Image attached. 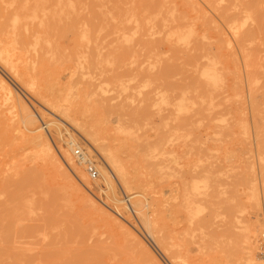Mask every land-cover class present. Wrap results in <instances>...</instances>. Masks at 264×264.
Returning <instances> with one entry per match:
<instances>
[{"label": "rangeland", "instance_id": "374dc122", "mask_svg": "<svg viewBox=\"0 0 264 264\" xmlns=\"http://www.w3.org/2000/svg\"><path fill=\"white\" fill-rule=\"evenodd\" d=\"M17 1L0 0L1 41L27 48L15 44L14 70L98 136L0 65L41 127L24 131L0 92V264H172L136 200L184 264H264V0ZM98 144L127 189L102 185Z\"/></svg>", "mask_w": 264, "mask_h": 264}, {"label": "bare ground", "instance_id": "6f19581e", "mask_svg": "<svg viewBox=\"0 0 264 264\" xmlns=\"http://www.w3.org/2000/svg\"><path fill=\"white\" fill-rule=\"evenodd\" d=\"M20 1V2H18ZM18 4L21 3V0H18ZM48 1V0H47ZM17 5V3H16ZM48 5V4H47ZM18 6V5H17ZM32 6V5H31ZM74 6V5H73ZM37 7V5H36ZM14 8V7H13ZM16 8V6H15ZM20 8V7H19ZM45 8V7H44ZM65 8V7H64ZM72 10V9H71ZM7 13V11H6ZM24 13V12H23ZM19 14V13H18ZM28 14V13H26ZM54 18V17H53ZM47 20H48V17H47ZM67 20V18H66ZM3 21V19H2ZM70 22H72L71 20H69ZM75 20H73V23H74ZM28 24V23H27ZM70 24V23H69ZM72 24V23H71ZM35 25H36V22H35ZM86 25V24H85ZM18 26V25H17ZM44 26V25H43ZM1 27V26H0ZM34 27V26H33ZM122 27V26H121ZM120 27V28H121ZM124 27V25H123ZM51 28V26H50ZM54 28V26L52 27ZM51 28V29H52ZM119 28V30H120ZM3 29V28H2ZM32 29V28H31ZM89 29V28H88ZM17 30V29H16ZM96 30V29H94ZM123 30V29H122ZM8 31V30H7ZM33 32V31H32ZM28 33V32H27ZM15 34V33H14ZM48 34H49V31H48ZM5 35V34H4ZM106 35V34H105ZM19 36V34H18ZM93 36V35H92ZM51 37V35H50ZM90 37V36H89ZM94 39V37H93ZM15 39H9L8 41H4L3 40L1 41L0 39V65L2 67H4L5 69H7V71L10 72V74L12 75V77H14L18 82H21L22 85L24 86L25 90H27L28 92L32 93L35 98H37L40 103H42L44 106H46V109L49 110L50 112H52L53 114L57 115V116H62L64 117L67 121L75 124L76 128L79 130V132L81 133V135L85 138V140L87 141H90L92 142L93 144H95V140H96V136H98V133H97V130L95 129V124H89L87 121H84V120H81L77 115L76 113L73 111V109L71 110L70 107L68 106H62L60 104V101H59V98L56 97V96H53L52 94H45V92L43 91H39V90H36L34 89L31 85H28L26 84V82L24 83L22 78H20V75L14 70V65H13V61L14 59H19L21 57V54H18L14 52V48H15V44H16V50L17 48L21 45L22 47L24 46L25 47V43L23 42L24 40L22 39V42L24 43H18L17 39V43L14 42ZM26 40H27V37H26ZM25 40V41H26ZM47 40V39H46ZM117 40V39H116ZM3 42V43H1ZM29 43H31V41H28ZM26 41V43H28ZM99 42H100V39H99ZM35 45V44H34ZM27 46V44H26ZM26 48V47H25ZM100 48V47H99ZM24 50V48H21ZM27 49V48H26ZM25 49V51H27ZM22 50V51H23ZM38 50V49H37ZM45 50V49H44ZM29 52V51H28ZM38 54V53H37ZM43 55V54H42ZM37 57V56H36ZM14 58V59H13ZM22 58V57H21ZM13 78V79H14ZM0 92H1V97H2V101L3 104L5 103L7 107V109H10V108H14V106H16L14 109L18 110V106H19V110H21L20 113H22V117H21V120H20V123L21 125L23 124L24 127H25V130H24V127H23V130L24 131H27L29 133H33L34 131H38L41 129L40 126H37L35 124H37V119L36 117L34 116V114H32V112L29 111L28 107L26 106V104L19 100L15 103L13 101V96H12V90L10 88V86L7 84V82L3 79V78H0ZM18 110V111H19ZM17 111V112H18ZM21 115V114H20ZM19 115V117H20ZM119 121V120H118ZM253 122V121H252ZM49 125V124H48ZM55 126V124H53ZM27 129V130H26ZM59 129V127L57 128V126H55V130ZM58 131V130H57ZM100 137V136H99ZM99 137L97 138V140L99 139ZM31 140L34 141V140H37L38 141V145H40L42 147V150L43 152H45L46 155L50 156L51 158H53L57 163H58V166L60 167H65L63 165V163L58 160V157L55 156L54 152H53V149H52V146L50 145L48 139H46V137L44 136V134H41V133H35L34 135H31ZM187 143V142H186ZM69 146H73L75 144V141L72 139L71 141L68 142ZM100 144H98V149H99V146ZM105 147V146H104ZM103 147H100V151L102 152L104 158H105V162L107 163V165L109 166V168L111 169L112 171V174H110L108 172V170L104 169L103 171V174H102V177H103V184L102 185H105V187L107 188H113V185H114V182L116 183H119L121 182V184L127 189L130 185L129 183V179L128 177L126 176L125 178V174L126 172L124 171V166H121V164L119 163L118 159L116 158V156L113 154L112 152V149L111 148H107L106 150H102ZM105 149V148H104ZM74 152V150H73ZM63 156H64V159H65V162L67 163V165L71 166V168H74V163L72 162V158L70 157V155L66 152L63 153ZM200 158V157H199ZM83 159V158H82ZM81 162V161H80ZM84 161H82L83 163ZM88 162V161H86ZM88 164V163H87ZM89 165V164H88ZM123 167V168H122ZM230 167V166H229ZM220 170V169H218ZM198 174V172H197ZM187 176V174H186ZM201 176V175H200ZM191 177V176H189ZM199 178V177H198ZM186 180V179H185ZM119 181V182H118ZM133 181V180H132ZM102 182V181H101ZM188 182V181H187ZM101 185V186H102ZM120 185V183H119ZM100 186V187H101ZM214 187V186H213ZM262 189V188H261ZM111 190V189H110ZM188 190V189H187ZM113 192V190H112ZM210 193V192H209ZM180 194V193H179ZM178 198V197H177ZM115 201L118 202V203H121L122 200H119V199H116L114 197ZM225 200V199H224ZM134 206H135V210L137 211L138 215H139V218L141 219V221L143 222V225L145 226V230L147 231L148 235L151 237L152 241L155 243L156 247L159 249V251H161V253L163 255L168 256L169 257V260L171 261L172 264H184V260H183V255H181L178 251H176L175 249H173V246L171 244H169L166 240V236L164 235L162 237L161 236H158V230L155 231V229L152 228L149 220H146L145 219V215L143 213V204L136 200L135 202H133ZM143 208V209H142ZM231 213V212H229ZM228 213V214H229ZM230 216V215H229ZM205 220H207L205 218ZM152 221V220H151ZM206 222V221H205ZM204 223V222H203ZM214 224V223H213ZM204 225V224H203ZM191 229V228H190ZM231 230V229H230ZM257 233V232H256ZM161 234V233H160ZM211 237V236H210ZM225 237V236H224ZM165 238V239H164ZM188 241V239H187ZM186 242V241H185ZM206 242V241H205ZM171 243V241H170ZM190 243V242H188ZM173 244V243H172ZM187 245V244H186ZM180 245H178L179 247ZM220 246V244H219ZM227 247V246H226ZM218 248V247H217ZM187 249V248H185ZM230 250V248H229ZM186 251V250H184ZM185 255V254H184ZM154 257V256H153ZM243 259V258H242ZM155 260V259H154ZM156 261V260H155ZM169 261V263H170Z\"/></svg>", "mask_w": 264, "mask_h": 264}]
</instances>
